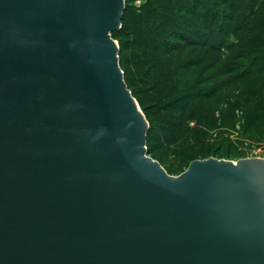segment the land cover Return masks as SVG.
Wrapping results in <instances>:
<instances>
[{"label": "water", "instance_id": "obj_1", "mask_svg": "<svg viewBox=\"0 0 264 264\" xmlns=\"http://www.w3.org/2000/svg\"><path fill=\"white\" fill-rule=\"evenodd\" d=\"M124 8L0 0V264H264V159L147 156Z\"/></svg>", "mask_w": 264, "mask_h": 264}, {"label": "rangeland", "instance_id": "obj_2", "mask_svg": "<svg viewBox=\"0 0 264 264\" xmlns=\"http://www.w3.org/2000/svg\"><path fill=\"white\" fill-rule=\"evenodd\" d=\"M126 1V14L131 16L144 4V0ZM260 2L264 3V0H257L254 8ZM215 10L220 14L232 12L229 7L228 10ZM250 20L253 22L249 24L247 21L240 30L236 27L239 23H228L222 17L215 21L209 18L203 29L210 34V44L218 45L219 39L223 40V44L219 45L218 50L187 49L183 56L170 57V65L164 71L169 76L168 84L162 88L156 89L152 84H144L145 75L134 66L138 59L128 57L127 80L134 93L132 97L140 110H147L145 114L150 122L151 139L146 143V148H149L147 156L156 161L168 175L178 176L194 160L214 158L235 162L247 158L264 159V5L260 7L258 15L250 17ZM112 39L118 44V39ZM191 51H194L191 61L195 60L199 65L190 68L188 72L178 70L183 74L181 79L176 77V73L172 76V72ZM129 53L119 56L124 59ZM207 64H213V67H209L200 79L199 73ZM212 74L215 75L212 81L204 84H213L215 87L211 96L190 102L187 106L185 102L175 103L176 111H171L168 116L178 117L180 114L182 127H169L165 132L163 129L169 125L167 120L161 118L164 114L156 109L155 104L158 103L154 102V96L159 91L170 93L169 90L174 87L170 86L171 83L177 82L178 86L188 87L197 79L205 80ZM239 74H244L241 79L227 84ZM179 95L180 91L168 97L167 101ZM170 124L177 125V121L173 120Z\"/></svg>", "mask_w": 264, "mask_h": 264}, {"label": "trees", "instance_id": "obj_3", "mask_svg": "<svg viewBox=\"0 0 264 264\" xmlns=\"http://www.w3.org/2000/svg\"><path fill=\"white\" fill-rule=\"evenodd\" d=\"M256 1L257 0H144V4L140 9H137L131 16V14H126L128 8L126 4L127 1L125 0V8L120 22L121 27L117 31L112 32L111 37L118 39L119 66L122 71L126 67V70L124 69L123 71L124 82L132 96H134V93L130 89L131 85L127 80V74L129 73L127 70V66L129 65L128 57L133 56L138 59V61L134 63V66L136 65L140 73L142 72V75H145L146 82H144V84H152L156 89L162 88L163 85L168 84L167 81L169 76L164 73V71L170 65V57L183 56L187 49H194V51L199 48L218 50L219 45L221 43L223 44V40L220 39L218 45L214 46L210 44V34L205 33L203 29L209 18L215 21L219 17H222V20L228 21V23H239V26L237 24L236 27L241 30V26L244 23L248 21V23L251 24V22H253V20L249 22L250 17L258 15L260 7L264 5L263 2H260L258 6L254 8ZM228 7L231 9V13L223 14V12L220 14V12L215 10L216 8H226V10H228ZM198 24L200 26H198ZM230 27L232 30L231 24ZM226 34H229V32H226ZM128 51H130V53L129 55L127 54L126 58L123 59L119 56V54L128 53ZM194 51L187 54L186 58L180 63V66H177L176 70L172 72V76L176 73V77L181 79L183 74L179 73L178 70H185L188 72L190 68L193 69L199 65L197 61H191L194 56ZM194 59H196V57ZM211 66L213 67V64H207L201 70V74L199 73L200 79H202V75L205 74V71ZM243 75L244 74L235 75L234 79L229 80L227 84L229 85L234 80L241 79ZM214 77L215 75L212 74L205 78V80L197 79L188 87L178 86V83L174 82L170 84V86H174L169 90L170 93L163 94L159 91L160 93L158 92L157 95L154 96V102L158 103L155 104L157 105L155 106L156 109L164 114V117L161 118L162 120H167V125H169L163 129L165 132H167L169 127H174V129H180L182 127V117L180 114L178 117L168 116L171 111H176L175 103L185 102V106H187L190 102L211 96L215 87L213 84L212 86H205L204 84L212 81L211 79ZM178 91H180L178 97L175 96L167 101L168 97L178 93ZM183 110L184 109H182V111ZM141 111L148 121V130L146 134L147 143V141L151 139L149 138L150 122L148 116L145 114L147 110ZM173 120L177 121V125L170 124L173 123ZM169 138L170 137L167 139L170 140ZM146 152L147 154L149 153V148H146Z\"/></svg>", "mask_w": 264, "mask_h": 264}]
</instances>
